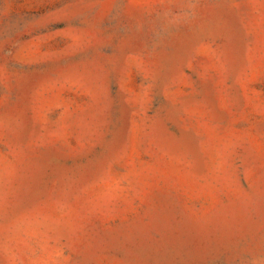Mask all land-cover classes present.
<instances>
[{
	"label": "rangeland",
	"instance_id": "rangeland-1",
	"mask_svg": "<svg viewBox=\"0 0 264 264\" xmlns=\"http://www.w3.org/2000/svg\"><path fill=\"white\" fill-rule=\"evenodd\" d=\"M0 264H264V0H0Z\"/></svg>",
	"mask_w": 264,
	"mask_h": 264
}]
</instances>
